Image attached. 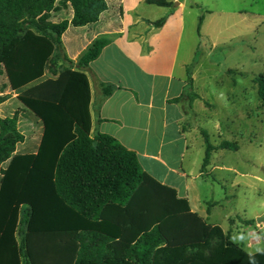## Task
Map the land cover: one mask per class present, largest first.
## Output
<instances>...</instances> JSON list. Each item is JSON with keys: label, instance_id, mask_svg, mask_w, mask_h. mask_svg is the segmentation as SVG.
Instances as JSON below:
<instances>
[{"label": "trees", "instance_id": "trees-1", "mask_svg": "<svg viewBox=\"0 0 264 264\" xmlns=\"http://www.w3.org/2000/svg\"><path fill=\"white\" fill-rule=\"evenodd\" d=\"M144 2L173 6L167 0ZM120 4V0H0V94L28 87L26 94L14 97L16 110L9 108L12 114L0 117V264H32L30 250L40 259L49 250L51 259L53 251L63 250L52 246L58 242L67 246L69 241L76 243L72 264H264V245L249 254L218 225L202 234L201 224L188 227L181 243L168 245L157 225L141 231L145 222L137 232L122 227L121 234L119 225L100 219L104 206H125L143 181L133 151L109 135H90L91 90L85 71L108 42L94 37L120 30ZM202 21L200 15L198 36ZM164 22L163 17L149 24L161 27ZM84 47L72 62L70 58ZM58 61L69 67L48 68L56 78L42 80L46 65ZM92 78L101 91V103L115 87ZM192 83L186 70L181 94L169 101L178 103L187 116L193 114L192 102L198 98ZM254 83L264 107V71ZM200 134L204 175L213 151L238 147L227 140L211 144L205 130ZM140 217L144 219L136 218ZM52 233H69V241L27 243L29 235ZM137 233L132 243L126 241Z\"/></svg>", "mask_w": 264, "mask_h": 264}, {"label": "crops", "instance_id": "crops-1", "mask_svg": "<svg viewBox=\"0 0 264 264\" xmlns=\"http://www.w3.org/2000/svg\"><path fill=\"white\" fill-rule=\"evenodd\" d=\"M120 3V30L94 37L108 42L85 71L91 90L90 135L96 132L109 135L133 151L143 181L125 206H104L100 219L119 225L122 234L123 229L132 231V223H138L136 217L143 216L144 221L149 218L141 231L157 225L167 244L176 245L182 242L180 236L188 227L201 224L202 234L214 225L207 221L211 205L202 210L193 195L195 182L203 174L201 165L193 172L187 161L190 141L184 121L188 116L178 103L169 102L181 94L186 70L192 78L197 45H189L186 52L182 50L185 28L182 9L186 0H180L174 8L146 4L144 0H120ZM163 17L161 27L149 24ZM85 48L70 60L75 62ZM47 72L42 80L56 78ZM92 76L115 87L101 103V91L95 87ZM193 92L196 93L194 89ZM197 96L195 100L200 98ZM139 233L129 235L126 241L132 243ZM251 244L247 247L251 248ZM52 248H63L52 252L54 264H72L76 247L58 242ZM255 252L258 251L247 253Z\"/></svg>", "mask_w": 264, "mask_h": 264}, {"label": "rangeland", "instance_id": "rangeland-1", "mask_svg": "<svg viewBox=\"0 0 264 264\" xmlns=\"http://www.w3.org/2000/svg\"><path fill=\"white\" fill-rule=\"evenodd\" d=\"M179 1H173L171 8ZM182 10V50L197 45L191 73L193 89L200 97L193 103V114L184 121L190 141L187 161L193 172L201 165L204 145L200 129L207 132L211 144L227 140L238 147L236 151L218 149L211 153L206 173L196 180L193 195L202 210L210 203L209 223L229 231L231 240L246 252L260 251L264 220L257 219L264 218V107L257 97L254 79L264 71V0H186ZM200 15L203 21L198 36ZM52 67L61 70L69 66L58 61L55 66L46 65V73ZM27 88L0 94L1 117L16 110L14 97L26 94ZM22 125L18 124L21 131ZM248 220L253 222L247 224ZM144 223L140 217L130 228L137 232ZM68 235L32 234L27 243L39 239L67 241ZM69 242L76 246L74 241ZM248 243H252L251 248ZM50 255L49 250L44 259L32 250L29 254L33 264H54Z\"/></svg>", "mask_w": 264, "mask_h": 264}, {"label": "water", "instance_id": "water-1", "mask_svg": "<svg viewBox=\"0 0 264 264\" xmlns=\"http://www.w3.org/2000/svg\"><path fill=\"white\" fill-rule=\"evenodd\" d=\"M264 220V218H258L257 219V222H259V221H263Z\"/></svg>", "mask_w": 264, "mask_h": 264}]
</instances>
